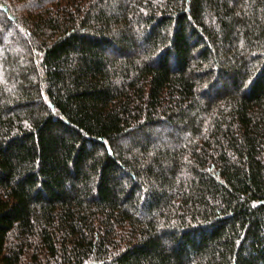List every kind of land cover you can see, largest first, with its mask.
<instances>
[{
	"label": "trees",
	"instance_id": "trees-1",
	"mask_svg": "<svg viewBox=\"0 0 264 264\" xmlns=\"http://www.w3.org/2000/svg\"><path fill=\"white\" fill-rule=\"evenodd\" d=\"M0 264H264V0H0Z\"/></svg>",
	"mask_w": 264,
	"mask_h": 264
}]
</instances>
